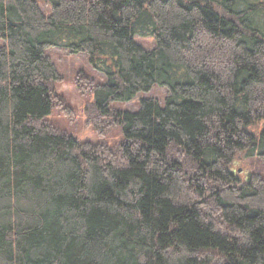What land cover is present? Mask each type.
Wrapping results in <instances>:
<instances>
[{"label":"trees","instance_id":"trees-1","mask_svg":"<svg viewBox=\"0 0 264 264\" xmlns=\"http://www.w3.org/2000/svg\"><path fill=\"white\" fill-rule=\"evenodd\" d=\"M0 40V264H264V0H0ZM58 46L120 144L47 123Z\"/></svg>","mask_w":264,"mask_h":264},{"label":"rangeland","instance_id":"rangeland-1","mask_svg":"<svg viewBox=\"0 0 264 264\" xmlns=\"http://www.w3.org/2000/svg\"><path fill=\"white\" fill-rule=\"evenodd\" d=\"M39 3L44 14L49 15L50 10L44 6L43 1H39ZM136 42L145 50H152L155 46L150 37H136ZM2 44L3 42L0 40V45ZM47 53L60 75V81L55 84V91L60 101L56 103L51 114L47 117V123L65 131L81 142L107 144L108 146L120 144L123 140L120 125H112L103 135L98 133L97 117L92 109L96 103L95 94L89 92L87 88L83 89L84 84L77 80L79 75L83 74L94 80L95 83L101 84L106 80L104 74L93 68L87 55L71 54L68 49L62 46L49 49ZM165 96L166 91L157 87L148 93L138 94L129 103H112L110 107L119 111H135L142 99L163 100ZM232 169L240 174L242 181H245L246 175L251 172L264 176V161L256 156L246 157L245 153H240L236 157Z\"/></svg>","mask_w":264,"mask_h":264}]
</instances>
